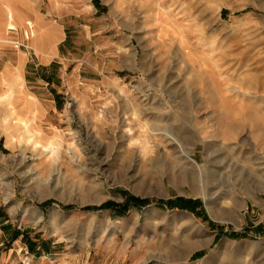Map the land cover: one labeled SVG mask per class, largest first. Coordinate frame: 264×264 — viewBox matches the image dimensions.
<instances>
[{"label": "rangeland", "instance_id": "1", "mask_svg": "<svg viewBox=\"0 0 264 264\" xmlns=\"http://www.w3.org/2000/svg\"><path fill=\"white\" fill-rule=\"evenodd\" d=\"M0 32V264H264V0H0Z\"/></svg>", "mask_w": 264, "mask_h": 264}, {"label": "bare ground", "instance_id": "2", "mask_svg": "<svg viewBox=\"0 0 264 264\" xmlns=\"http://www.w3.org/2000/svg\"><path fill=\"white\" fill-rule=\"evenodd\" d=\"M150 2V1H149ZM148 4V2H147ZM158 9L160 11L163 10V7L159 4L157 5ZM12 10V7H11ZM184 38V37H183ZM5 39L1 38V32H0V41L3 42ZM55 43V40H53V42H51V44L53 45ZM45 57L50 58V56L52 55L49 51L45 50V49H40L39 50ZM11 65V64H10ZM0 78V88L2 89L3 86V90L4 93H11V92H15L16 90L19 89L22 90L23 88V77H22V68L21 66L18 67H7L4 72L1 74ZM2 79V80H1ZM21 92V91H20ZM19 92V93H20ZM3 96V95H2ZM36 103L32 102V100H25L17 105L16 107L18 108V112H20L23 116L25 115L27 117V119H24L22 121L25 122V124L29 127L31 126L30 123H32V121L35 119L37 112H39V110H36ZM29 123V124H28ZM11 129V128H10ZM19 131V130H18ZM12 133V132H11ZM206 184V182H205ZM153 189L155 187H152ZM157 189V188H156ZM100 200V199H99ZM97 201V200H94ZM193 243V242H192ZM201 247V245H198L196 242L193 244H187V243H183L181 244V247L179 248V256L180 257H184V253L188 252L189 250H195V249H199Z\"/></svg>", "mask_w": 264, "mask_h": 264}, {"label": "trees", "instance_id": "3", "mask_svg": "<svg viewBox=\"0 0 264 264\" xmlns=\"http://www.w3.org/2000/svg\"><path fill=\"white\" fill-rule=\"evenodd\" d=\"M128 201L125 202L124 204H115V203H111V202H108L107 204H105L104 206H100L98 207V209H103V208H111V207H115L117 210H119L118 212L120 214H124L128 211V209L130 208V205L131 204H134L136 205L137 207H143L147 204V200L145 199H140V198H137V197H128ZM184 202V201H183ZM49 204H51V202H47V203H44L42 204L41 206L42 207H46V206H49ZM198 202L197 201H189V203H187V205L185 204H181L179 205L181 208H185V209H188L189 211H195V209L197 208L198 206ZM65 209H71L73 208L72 206H64ZM96 207H87L86 209H95ZM26 240L29 241V237H26ZM33 243L31 242V245ZM48 243H44V246L47 247L48 245H46Z\"/></svg>", "mask_w": 264, "mask_h": 264}]
</instances>
